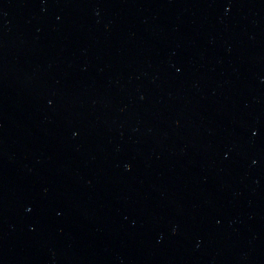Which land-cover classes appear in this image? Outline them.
Wrapping results in <instances>:
<instances>
[{
    "label": "water",
    "instance_id": "95a60500",
    "mask_svg": "<svg viewBox=\"0 0 264 264\" xmlns=\"http://www.w3.org/2000/svg\"><path fill=\"white\" fill-rule=\"evenodd\" d=\"M0 264H264V0H0Z\"/></svg>",
    "mask_w": 264,
    "mask_h": 264
}]
</instances>
